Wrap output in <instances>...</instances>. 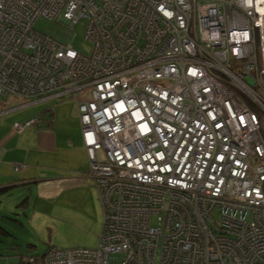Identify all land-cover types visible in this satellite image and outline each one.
Listing matches in <instances>:
<instances>
[{
	"label": "built area",
	"instance_id": "built-area-1",
	"mask_svg": "<svg viewBox=\"0 0 264 264\" xmlns=\"http://www.w3.org/2000/svg\"><path fill=\"white\" fill-rule=\"evenodd\" d=\"M0 98L77 102L103 215L24 264H264V0H0Z\"/></svg>",
	"mask_w": 264,
	"mask_h": 264
},
{
	"label": "rangeland",
	"instance_id": "rangeland-1",
	"mask_svg": "<svg viewBox=\"0 0 264 264\" xmlns=\"http://www.w3.org/2000/svg\"><path fill=\"white\" fill-rule=\"evenodd\" d=\"M34 29L83 55L91 53L92 44L84 38V21L70 28L60 21V17L55 21L39 17ZM0 103L6 110L15 108L10 99L0 98ZM55 106L54 111L63 116L64 121L68 120L66 123L72 124L70 121L73 118L78 122L77 102L73 98L57 101ZM70 132L59 130L57 135L66 140ZM70 138L75 142L73 136ZM66 185L56 195L59 198L54 204L61 208V212L55 211L56 214H49L52 211L49 206L45 210L41 209V203L35 206V192L30 196L21 188H14L0 195V228L5 232H0V264H21L22 259L42 256L49 246L58 249H97L103 224L100 203L97 198L92 203L82 190L64 192ZM115 257L121 259L122 254Z\"/></svg>",
	"mask_w": 264,
	"mask_h": 264
},
{
	"label": "crops",
	"instance_id": "crops-1",
	"mask_svg": "<svg viewBox=\"0 0 264 264\" xmlns=\"http://www.w3.org/2000/svg\"><path fill=\"white\" fill-rule=\"evenodd\" d=\"M13 109L4 112L0 107V190L10 186L21 188L30 196L36 193L35 206H49V214L61 212L54 202L64 184V192L82 190L91 202L98 200L94 181L89 175V162L81 140L79 120L71 118L72 124L54 111L56 98L25 101L10 98ZM17 107V108H16ZM39 117V126L27 127L18 134L13 126ZM68 128H71V130ZM71 131L63 140L57 131ZM73 132V133H72ZM24 165V169H16ZM68 181V182H65ZM16 189V188H15ZM99 201V200H98ZM44 203V204H43ZM44 210H41L44 212Z\"/></svg>",
	"mask_w": 264,
	"mask_h": 264
},
{
	"label": "trees",
	"instance_id": "trees-1",
	"mask_svg": "<svg viewBox=\"0 0 264 264\" xmlns=\"http://www.w3.org/2000/svg\"><path fill=\"white\" fill-rule=\"evenodd\" d=\"M0 191H1V190H0ZM3 193H5V192H0V195H2ZM0 232L3 233V234H5L4 230L1 229V228H0ZM52 248H56V247H54V246H49L48 249H47V251L50 250V249H52ZM47 251H46V252H47ZM46 252H45V253H46ZM45 253H44V254H45ZM28 258H30V257H28ZM28 258L22 259L21 264H24L25 260L28 259Z\"/></svg>",
	"mask_w": 264,
	"mask_h": 264
},
{
	"label": "water",
	"instance_id": "water-1",
	"mask_svg": "<svg viewBox=\"0 0 264 264\" xmlns=\"http://www.w3.org/2000/svg\"><path fill=\"white\" fill-rule=\"evenodd\" d=\"M14 188H17L16 186H10V187H8V188H4V189H2L0 192H7L8 190H10V189H14Z\"/></svg>",
	"mask_w": 264,
	"mask_h": 264
}]
</instances>
